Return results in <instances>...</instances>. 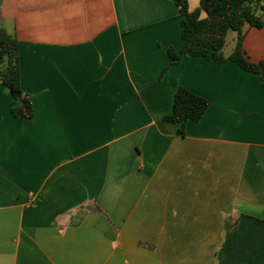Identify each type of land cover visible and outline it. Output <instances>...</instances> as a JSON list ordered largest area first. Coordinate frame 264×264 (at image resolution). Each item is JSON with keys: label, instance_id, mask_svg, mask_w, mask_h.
<instances>
[{"label": "crops", "instance_id": "obj_1", "mask_svg": "<svg viewBox=\"0 0 264 264\" xmlns=\"http://www.w3.org/2000/svg\"><path fill=\"white\" fill-rule=\"evenodd\" d=\"M261 6L242 31L255 63ZM0 28L35 110L13 117L0 85V264H264L263 82L235 62L170 65L173 0H1ZM180 87L210 102L185 135L163 120Z\"/></svg>", "mask_w": 264, "mask_h": 264}, {"label": "trees", "instance_id": "obj_2", "mask_svg": "<svg viewBox=\"0 0 264 264\" xmlns=\"http://www.w3.org/2000/svg\"><path fill=\"white\" fill-rule=\"evenodd\" d=\"M179 8L182 24L183 48L168 51L173 64L183 58H202L218 64L235 62L241 69L258 76L264 85V62L251 61L243 50L242 31L245 25L262 27L258 10L262 0H201L200 8L189 9L188 0H173ZM202 13L206 16L202 17ZM230 31L239 33L234 52L226 57L224 49ZM0 85L6 86L18 104L11 113L15 118L31 119L35 110L31 98L22 90L19 65V43L14 35L0 28ZM210 106L204 97L180 87L174 98L172 113L164 121L179 125L185 135L189 121H200Z\"/></svg>", "mask_w": 264, "mask_h": 264}, {"label": "rangeland", "instance_id": "obj_3", "mask_svg": "<svg viewBox=\"0 0 264 264\" xmlns=\"http://www.w3.org/2000/svg\"><path fill=\"white\" fill-rule=\"evenodd\" d=\"M232 37H233V36H232V34H231V36L229 37V40H228V43H229V44H228V45H229L228 47H231L230 45H231ZM227 51H228V50H227Z\"/></svg>", "mask_w": 264, "mask_h": 264}, {"label": "water", "instance_id": "obj_4", "mask_svg": "<svg viewBox=\"0 0 264 264\" xmlns=\"http://www.w3.org/2000/svg\"><path fill=\"white\" fill-rule=\"evenodd\" d=\"M0 2H1V0H0Z\"/></svg>", "mask_w": 264, "mask_h": 264}]
</instances>
